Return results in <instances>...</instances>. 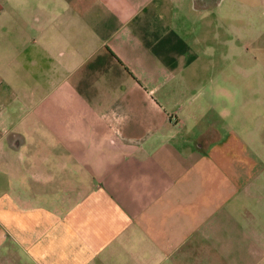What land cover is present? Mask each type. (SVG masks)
Returning <instances> with one entry per match:
<instances>
[{
  "label": "crops",
  "instance_id": "0c3cea01",
  "mask_svg": "<svg viewBox=\"0 0 264 264\" xmlns=\"http://www.w3.org/2000/svg\"><path fill=\"white\" fill-rule=\"evenodd\" d=\"M221 7L0 0V264H232L241 229L262 254L264 25L254 113L231 21L202 38Z\"/></svg>",
  "mask_w": 264,
  "mask_h": 264
},
{
  "label": "rangeland",
  "instance_id": "374dc122",
  "mask_svg": "<svg viewBox=\"0 0 264 264\" xmlns=\"http://www.w3.org/2000/svg\"><path fill=\"white\" fill-rule=\"evenodd\" d=\"M212 1H220V3H222V7H221V13L219 16V20L215 18V16H211L208 19H210V32H204L202 33V38H206L208 39L211 43L214 41L215 45H216V57H219V53L221 51L220 46L218 45L219 40H222V35L223 32L220 31V29H218V32L221 34L220 37H218V33L216 32L215 27L217 26L216 23H220V22H226L227 20L231 21L232 24V29L230 32V38H231V44H232V58H236V57H240V55L242 54L243 56H246L249 59V64H248V68L252 69V73H250L249 71V78H248V86H247V92H248V108L250 111L252 112H256L259 107L257 108L255 103H253L256 99V96L258 95L257 93H255L256 88L258 87V82L256 80V74L258 73L257 71V64H256V59L257 57H261L263 55L264 57V50L261 52L258 50V48L256 47V40H257V32L256 29L257 28V24H256V20L260 23H262V25H264V17H258L257 15L260 12L261 6H262V2L260 0H247L245 1L246 3V9H247V13H248V17H247V32L246 34H244V27H243V17L239 16V0H212ZM244 3V2H242ZM257 14V15H256ZM204 22H201V26ZM240 25H242V34L241 32H239L240 30ZM214 32L217 35L216 39H212V36L214 34ZM228 54H226L227 56ZM227 72V70H226ZM229 72V70H228ZM230 72H232V74H234L235 72H233L232 70H230ZM227 84L230 86V88H232V93L235 90H240L239 89V82L236 80H232V81H226ZM235 89V90H234ZM236 91L235 93L232 94V98L230 103H224L223 99L221 98H217L216 99V105L218 108L220 107H224L223 104H226V107L228 106L229 108H231L232 111V119H234V117L239 115L238 109H239V102H240V94L239 92ZM243 99V98H242ZM264 99V96H263ZM227 102V99H226ZM263 112H261V114L264 115V106L262 109ZM259 112V110H258ZM228 115V117L230 116ZM238 121V119H237ZM248 124L251 125L252 122L249 120ZM245 228H248L249 226H242ZM241 228V226L239 227ZM261 234V233H260ZM251 234H249L248 232L244 231L243 229H241L240 231V235L236 237L235 240H238L239 242H233V246H231L232 248H230L229 250V258L232 264H264V250L262 252V254L255 256V255H251V240L248 239V237H250ZM263 248H264V242H263ZM237 257V258H236ZM226 260V258H225ZM227 262V261H226Z\"/></svg>",
  "mask_w": 264,
  "mask_h": 264
}]
</instances>
